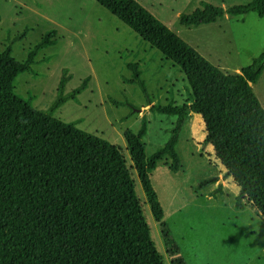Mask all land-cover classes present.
Segmentation results:
<instances>
[{
  "label": "trees",
  "instance_id": "16d2710c",
  "mask_svg": "<svg viewBox=\"0 0 264 264\" xmlns=\"http://www.w3.org/2000/svg\"><path fill=\"white\" fill-rule=\"evenodd\" d=\"M95 1L181 68L191 98L181 105H151L153 112L176 116L167 141L151 155L145 153V115L136 131L124 132V150L51 114L67 99L62 92L68 77L61 78L58 99L49 111L35 109L29 97L15 93L17 76L36 63L39 50L55 43V31L46 32L23 61L11 55L9 42L0 51V264H164L137 182L159 225L170 263L187 264L164 221L150 172L164 159H169L171 171L180 168L176 145L193 113L203 121L204 142L213 147L224 178L238 188L235 208L249 203L264 218V108L252 89L264 71V50L239 72L226 73L135 0ZM251 12L264 17V0L225 8L204 3L190 14H180L179 20L200 26L225 14ZM128 68V81L146 93L138 65ZM215 182L208 178L199 186Z\"/></svg>",
  "mask_w": 264,
  "mask_h": 264
},
{
  "label": "rangeland",
  "instance_id": "374dc122",
  "mask_svg": "<svg viewBox=\"0 0 264 264\" xmlns=\"http://www.w3.org/2000/svg\"><path fill=\"white\" fill-rule=\"evenodd\" d=\"M157 20L223 72L250 64L264 50V17L251 12L200 26L180 23L204 3L228 7L251 0H135ZM55 43L36 54V63L15 80L14 90L30 98L32 107L49 111L58 99V86L68 77L65 101L51 114L126 149L124 132L136 131L145 115V153L151 155L168 139L176 116L150 110L152 104L181 105L190 89L181 68L118 20L95 0H0V51L11 42L12 56L25 60L29 50L48 31ZM25 32L23 36L21 34ZM21 36V37H20ZM128 64H137L146 93L132 78ZM89 77L86 87L73 92ZM252 89L264 107V71ZM152 102L148 104L149 101ZM205 141L204 124L193 113L184 123L176 150L180 168L171 171L169 159L150 172V181L164 210V221L187 264H264V218L249 203L235 208L238 188L224 178V168ZM217 182L199 186L201 181ZM222 185V191H216ZM151 237L171 264L142 188L137 182Z\"/></svg>",
  "mask_w": 264,
  "mask_h": 264
},
{
  "label": "crops",
  "instance_id": "0c3cea01",
  "mask_svg": "<svg viewBox=\"0 0 264 264\" xmlns=\"http://www.w3.org/2000/svg\"><path fill=\"white\" fill-rule=\"evenodd\" d=\"M225 8V7H224ZM250 14V13H249ZM248 14H246V15H235V16H233V17H236V18H238V16H240L239 17V21H241L242 23L245 21V19H246V17H244V16H247ZM229 16L230 15H228V14H225V15H223L221 18H219V19H217L215 22H217L218 20H220V19H223L224 18V20H229ZM196 50V49H195ZM197 51V50H196ZM200 54V53H199ZM202 55V54H201ZM254 57H256V56H254ZM253 57V58H254ZM205 58V57H204ZM252 58V59H253ZM206 59V58H205ZM252 59H250V63H251V61H252ZM207 60V59H206ZM209 61V60H208ZM210 62V61H209ZM211 63V62H210ZM213 64V63H212ZM214 65V64H213ZM216 66V65H215ZM218 67V66H217ZM219 68V67H218ZM242 68V67H241ZM240 68V69H241ZM240 69H236V71L235 72H239L240 71ZM255 84V83H254ZM253 85V84H252ZM262 106V105H261ZM264 108V107H263Z\"/></svg>",
  "mask_w": 264,
  "mask_h": 264
}]
</instances>
